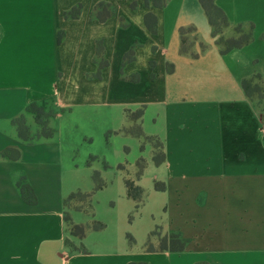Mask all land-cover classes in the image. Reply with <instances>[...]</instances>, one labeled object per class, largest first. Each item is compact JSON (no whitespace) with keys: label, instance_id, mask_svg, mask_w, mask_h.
Masks as SVG:
<instances>
[{"label":"crops","instance_id":"crops-1","mask_svg":"<svg viewBox=\"0 0 264 264\" xmlns=\"http://www.w3.org/2000/svg\"><path fill=\"white\" fill-rule=\"evenodd\" d=\"M100 3L113 10L104 22ZM215 5L231 27L252 26L249 44L222 54L199 0H2L0 264H264V97L242 88L259 75L264 95V0ZM189 27L180 53L179 29ZM32 107L51 114L48 136ZM91 119L161 146L157 164L145 141L140 178L128 179L143 193L155 165L159 190L146 189L162 218L140 219L142 245L127 241L121 221L96 230L66 210L68 198L86 196L73 137ZM71 225L86 226L83 238ZM171 235L181 250L161 243Z\"/></svg>","mask_w":264,"mask_h":264},{"label":"rangeland","instance_id":"rangeland-1","mask_svg":"<svg viewBox=\"0 0 264 264\" xmlns=\"http://www.w3.org/2000/svg\"><path fill=\"white\" fill-rule=\"evenodd\" d=\"M221 36L224 41L237 37L231 29L224 30ZM34 110H30L33 115L36 114ZM139 113L140 111L131 113L132 119L137 118ZM79 129V133L73 137V144L78 150L79 165L75 181L81 192H85L89 198L81 194L68 198L65 203L66 210L68 212L74 209L80 211L75 216L78 222L85 224L90 219L94 220L92 227H96L95 223H100L110 228L112 224L121 221L127 230L125 235L127 241L131 244L135 241V244L142 245L145 237L133 232L135 228L140 231L137 226L140 219L146 217L151 219V215L158 221L162 218L161 211L155 206L154 194L146 189V186H151L154 190L155 188L158 190L157 184L152 182L156 172L155 165L147 167L141 177L144 189H142V203L139 206L135 201L125 206L127 203L125 181L132 179L131 181L137 182L140 178L138 161H135L141 155L143 159L147 156L144 155V148L147 145L144 143L148 142V139L143 138V142L139 144L137 142L139 138L130 137L131 135L124 136L117 131H112L108 129V124L103 123V120L97 124L91 119L90 123L80 125ZM150 142H153L154 147L157 148L156 140L150 139ZM159 151V149L155 150L157 157H159ZM170 246L176 248L177 244H170Z\"/></svg>","mask_w":264,"mask_h":264},{"label":"trees","instance_id":"trees-1","mask_svg":"<svg viewBox=\"0 0 264 264\" xmlns=\"http://www.w3.org/2000/svg\"><path fill=\"white\" fill-rule=\"evenodd\" d=\"M199 3L205 12V15L207 17V20H208L210 27L213 30L212 33H213L214 37H217L216 43H217L218 47L220 48V51L222 54H226L233 49L242 48L243 46H246L247 44H249L251 42V40H252V26H249L248 29H243V27H241V26L231 27L230 24L228 23L227 18L224 15V13L215 5V0H199ZM154 4L156 6L162 7L165 4V0H154ZM78 12L73 13L72 16L77 17ZM95 13H96V18L100 22H104L105 20H107L108 18H110L113 15V10L111 9V7L109 5H105L103 3H100L96 6ZM145 23H146L147 28L150 31H153V27L151 26V24H149L147 21ZM230 29H231V31L235 32V37L236 36L237 37L224 41V39L221 38L222 37L221 35H222L224 30H230ZM194 31H195V29L193 27L180 28L179 29V34L181 37L180 53L186 52V48H185V44H186L185 36H186V34H188L190 32H194ZM101 53H102V47L100 44H98L96 54L98 56H100ZM133 59H134V52H133V50H131L124 56V58L122 60V66H124L126 63L132 61ZM104 66H106V63L102 61L100 63V69H102ZM171 71H172V68L168 69V72H171ZM97 76H98V74H97ZM137 81H138V77L135 76L132 79V82H137ZM242 88H243V90L246 93V96L248 98L256 99L258 101L263 100V97H264L263 87H262L261 77L259 75L254 76L250 80H244L242 82ZM33 109H35L34 111L36 112V114L34 115L36 118V122L38 123V125H40L42 127V134H47V136H48L50 131L47 128V120L50 118L51 114L50 113L45 114L40 109H37V108H33ZM131 115L132 114L129 111H126V117L130 121L133 120ZM43 117H44V119H42ZM140 117H137L135 119H139ZM21 124H22L21 125L22 129H24V127H23L24 124L23 123H21ZM127 133L131 134L133 136H136L138 138H143L142 133L139 129H137L136 131L128 130ZM148 140H150V139H148ZM160 147L161 146L158 144L157 148H160ZM158 154H159V157H157L154 154V159H153L154 162L157 164L160 163L162 161V158H163L162 152L159 151ZM157 159H159V160H157ZM142 169H143V167L141 165H139V175L141 174ZM125 185H126L127 197L130 199H133L135 202H137V204L139 206L141 204V200H142V195H143L142 191L140 190V188L136 187L133 182H131L129 180L125 181ZM85 197L87 199L89 198L88 195H86ZM95 224H96V227L94 226V229H96V230H99L103 227V225L100 223H95ZM85 230L86 229L84 226H76V225L72 226L71 225V227H70L71 235L74 237L80 238V239L83 238ZM168 240H169L170 244H173V242H177V247H176L177 250H181L183 248V242L180 241L177 236L171 235L169 237H164L163 239H161V243H166V241H168ZM147 246H148L149 250H152V248L149 244Z\"/></svg>","mask_w":264,"mask_h":264},{"label":"snow or ice","instance_id":"snow-or-ice-1","mask_svg":"<svg viewBox=\"0 0 264 264\" xmlns=\"http://www.w3.org/2000/svg\"><path fill=\"white\" fill-rule=\"evenodd\" d=\"M16 2H23V0H16ZM4 29V18L2 14V0H0V37H2ZM3 69V40L0 39V76H2Z\"/></svg>","mask_w":264,"mask_h":264},{"label":"built area","instance_id":"built-area-1","mask_svg":"<svg viewBox=\"0 0 264 264\" xmlns=\"http://www.w3.org/2000/svg\"><path fill=\"white\" fill-rule=\"evenodd\" d=\"M179 178L178 177H172L171 180L172 181H177Z\"/></svg>","mask_w":264,"mask_h":264}]
</instances>
